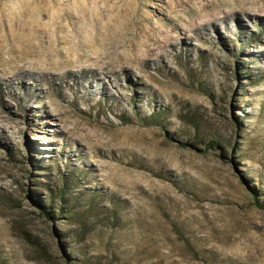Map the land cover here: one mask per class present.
<instances>
[{"label":"rangeland","instance_id":"1","mask_svg":"<svg viewBox=\"0 0 264 264\" xmlns=\"http://www.w3.org/2000/svg\"><path fill=\"white\" fill-rule=\"evenodd\" d=\"M212 1L0 0V264H264V23Z\"/></svg>","mask_w":264,"mask_h":264},{"label":"bare ground","instance_id":"2","mask_svg":"<svg viewBox=\"0 0 264 264\" xmlns=\"http://www.w3.org/2000/svg\"><path fill=\"white\" fill-rule=\"evenodd\" d=\"M225 0H213L209 6H211L214 9H218L221 5L222 2ZM234 3V7L230 9L229 12H224V15L221 16L220 18L224 19V22L226 20H229L231 17L236 16V14L239 15H246L249 18H255L258 20L263 21L264 23V0H234L232 1ZM203 4V3H202ZM232 6V5H231ZM175 8V7H174ZM213 11V10H212ZM215 11V10H214ZM217 11V10H216ZM199 17V16H198ZM218 16L215 15L214 13H211L206 16V19L203 20V23L200 24L202 28H208V27H215L216 21L218 20ZM205 18V17H204ZM239 19V20H238ZM191 20V19H190ZM236 20L241 22L240 17L236 16ZM181 20H179L180 22ZM188 24L189 26L195 28L198 30V26L196 22L190 21ZM181 26V25H180ZM201 28V29H202ZM200 29V27H199ZM206 30V29H204ZM135 32V31H134ZM202 32V31H201ZM187 34V33H186ZM165 37V36H164ZM167 37V36H166ZM121 44V43H120ZM173 44V43H172ZM165 46V45H164ZM174 46V45H173ZM163 51V50H162ZM133 54V53H132ZM158 54V53H157ZM160 56V54H159ZM148 58V57H147ZM138 59V58H137ZM109 63V62H108ZM98 66V65H96ZM115 66V65H114ZM126 66V65H125ZM102 68V67H101ZM100 68V70H101ZM92 71V70H91ZM99 71V70H97ZM110 72V71H109ZM101 73V72H100ZM111 73V72H110ZM114 73V72H113ZM109 74V73H108ZM103 76V75H102ZM83 78L87 77L85 71L83 72L82 75ZM88 80V79H87Z\"/></svg>","mask_w":264,"mask_h":264}]
</instances>
